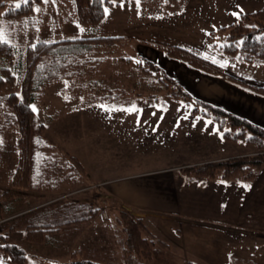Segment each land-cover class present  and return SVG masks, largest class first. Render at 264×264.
<instances>
[{
    "label": "rangeland",
    "instance_id": "1",
    "mask_svg": "<svg viewBox=\"0 0 264 264\" xmlns=\"http://www.w3.org/2000/svg\"><path fill=\"white\" fill-rule=\"evenodd\" d=\"M25 1L7 0L8 4L12 5ZM115 2L105 6L104 17L96 27L77 23L72 0H41L34 7L30 20L2 19L1 14L6 8L0 9V28L4 29L6 39L20 46L19 48L41 39L57 40L94 35L121 37L112 47L96 48L92 58L98 57L99 62L91 69L88 66L83 75L79 69L73 73L70 70L65 72L60 80L43 86L40 98L31 104L36 121L44 124L41 134L47 140L44 146L36 145L33 148L34 151L40 149L43 158L40 159L41 156L37 155L30 158L32 174L43 173L47 176L56 172L63 176L69 170L64 167V159L71 155L82 166L80 175L72 167L73 171L69 177L62 178V182H58L56 187L39 189L31 186H13L11 174L18 164L15 142L17 132L15 128H8L0 134L3 144L0 153V194L10 191L1 198V202L3 206L12 204L14 207L13 211L3 214V219H13L16 215L19 219L38 207L52 205L61 200L73 210L85 211L88 205L98 209L92 219L61 227L54 238L43 239L37 244L26 239V228L23 224H18L9 231L6 229L5 241L22 248L26 257L24 264H67L71 253L75 251L79 258H92L108 264H124L131 256L126 233L118 221V213L126 210L143 218L149 210H162V204L173 203L171 197L160 195L161 190H158L155 184L158 174L150 171L155 172L161 166L181 165L182 172L179 174L208 177L196 174L193 168L231 158L206 161L204 157L212 152L209 146L215 147V140L212 138L204 141L202 137L206 138V135L201 137L194 131L186 132L185 135L195 143L185 145L180 143L177 137L174 138L177 131H172L169 135L174 139L168 140H152L153 133L140 131V127L153 126L157 119L145 117L143 112L146 108H160V103H156L153 97L158 96L159 102L165 100V106L171 110H188L194 103L192 101L187 105L179 99L167 97V91L172 90L173 86L169 84L165 89L163 84L156 82L160 72L162 73L161 68L148 72L141 70L140 64L144 58L134 50L135 41L150 45V41H164L185 47L229 71V65L235 67L234 62L237 60L229 58L212 46V43L222 45L226 41L227 31H217V28L236 21L229 20L227 6L220 2L214 4L211 0ZM213 30L215 32L210 39ZM132 34L140 38L129 36ZM125 58H129V61ZM148 58L153 60L151 57L145 60H149ZM88 80H96L99 83L86 89L88 85L85 83ZM82 81L85 86L79 87ZM18 87L19 83L15 88L0 90V93H18ZM191 87L193 85L190 84ZM106 88H114L113 93H117L113 104L115 107L104 106L103 100L100 99L107 92ZM181 89L184 90L183 87ZM196 93L202 95L205 91ZM87 95L96 100L83 106L79 105ZM207 96L229 106V98L221 92ZM133 107L135 111L130 110ZM54 110L59 111V115L47 119V115L53 114ZM185 113L174 115L186 122L188 117L184 116ZM176 118L174 119L177 120ZM172 121L171 117L169 123L172 124ZM218 140L221 144L218 146V153L223 154L229 150L232 143H223L220 137ZM243 144L242 148H247L248 145ZM250 148L253 150L247 154L264 153V149L259 152L252 144ZM193 161H196L193 165L185 164ZM45 164L47 169L43 167ZM12 192L20 193V197L16 196L19 199L15 198ZM155 213L156 222H160L158 225L153 224L147 216L143 218L149 235L155 241L154 248L161 251L154 254V262H157L155 260L158 257L173 264H192L190 260L195 259L196 254L185 251V248L177 244L174 233L170 232L169 226H175L176 222L167 221L165 217L172 216L161 212L153 214ZM157 226L166 230H156ZM132 257L135 258L134 255ZM150 262L154 264L152 260ZM0 264L13 263L6 254L0 252Z\"/></svg>",
    "mask_w": 264,
    "mask_h": 264
},
{
    "label": "trees",
    "instance_id": "2",
    "mask_svg": "<svg viewBox=\"0 0 264 264\" xmlns=\"http://www.w3.org/2000/svg\"><path fill=\"white\" fill-rule=\"evenodd\" d=\"M40 2L41 0H26L17 7V5L8 4L7 0H0V9L6 8L2 12L1 18L6 20L20 19V21L28 18L30 20L34 7ZM115 3V0H72V8L78 24L96 27L104 17L105 6ZM218 30L227 31L226 41L222 45L212 43L214 48L233 60L256 64L264 63V6L256 11L239 15L235 22L220 26L217 28ZM3 32L4 29L0 28V90L15 88L19 83L18 93L14 91L0 93V134L8 128H15L17 132L15 142L18 164L11 174L12 185L19 188L39 187V189L50 188V186L56 187L58 182H62V178L69 177L73 171L72 167L80 175L82 166L74 156L68 155L64 159L66 161L64 167L69 168L65 175L62 176L56 172L47 176L43 173L41 175L39 173L32 174L30 158L35 155L37 157L41 156L40 159L43 158L42 153H40L41 150L34 151L33 148L36 145L44 146L47 140L41 134L44 124L36 121L31 104L40 98L43 86L60 80L65 72L70 70L73 73L79 69L81 75H83L82 73L88 69V66L91 69L99 62L98 57L92 58L93 51L103 46L112 47L116 40L121 37L94 35L73 38L65 37L57 40L41 39L33 44L19 48L20 46L6 39ZM214 32L215 30L211 31L210 39H212ZM150 42L169 59L177 60L203 73L221 77L242 88L264 95L263 86L237 78L225 71L217 63L205 59L185 47L157 40ZM129 58H125V60L128 62ZM140 67L145 72L149 70L155 71L159 68L153 62L145 59L140 64ZM156 82L163 84L165 89H167L166 86L172 84L173 88L167 91V97L179 99L187 105L193 101L194 104L191 105L190 112L198 113L211 119L218 127L223 139L247 142L255 146L259 152L264 149V129L261 127L218 106L193 99L174 80L167 77L163 71L162 73L160 72ZM96 83L99 82L88 80L85 83V85H88L86 89L92 88V85ZM83 84L84 81L79 84V87L85 86ZM106 89L107 92L100 99L103 100L104 106L115 107L116 105L113 104H115L117 93H113L112 89L114 88ZM153 98L156 103H160V107H166L165 100L159 102L158 96ZM95 100L91 95H87L86 98L81 100L79 105L82 104L83 106ZM56 111L54 110L53 114L47 115V119H53L59 115V111ZM2 146L3 144L0 141V153L3 150ZM262 166H264L263 152L209 162L193 168V171L196 174H203L208 177L220 174L225 180H229L236 175L243 180H247L249 176ZM43 167L47 169V164L43 165ZM8 193L10 191L0 194V252L6 254L9 257V261L13 264H24L26 257L21 247L5 241L6 229L9 231L18 224H23L26 228V239L30 243L37 244L41 243L43 239L54 238L57 232L61 230V227L92 219L98 211L97 207L92 205H88L85 211L73 210L61 200L52 205L38 207L27 215L21 216L20 214L21 218L19 219L18 215H16L13 219L5 220L3 219V214L14 209L12 204L2 205L1 198L8 195ZM13 194L15 198L21 196L20 193ZM118 215V221L126 233V241L131 256L126 259L124 264H151L150 260L154 262V254H158L161 251L154 248L155 241L149 235L143 218L135 216L126 210H121ZM133 255L135 258L132 257ZM155 261L157 262H154V264H173L158 257ZM46 264L55 263L49 262ZM67 264L108 263L99 262L92 258H79L75 251L71 253L70 261Z\"/></svg>",
    "mask_w": 264,
    "mask_h": 264
},
{
    "label": "crops",
    "instance_id": "3",
    "mask_svg": "<svg viewBox=\"0 0 264 264\" xmlns=\"http://www.w3.org/2000/svg\"><path fill=\"white\" fill-rule=\"evenodd\" d=\"M211 1H214V4L220 2L223 6H227L229 20L237 19L241 14L256 11L264 6V0ZM129 36L135 39L140 38L133 34ZM134 47L136 54L141 58H153L154 61L148 59L161 68L167 77L174 80L181 88L183 87L193 99L218 106L264 129V95L242 88L221 77L203 73L177 60L169 59L153 45L135 41ZM234 63L235 67L229 65V71L227 70L230 74L264 87V63L238 61ZM190 84L193 85L192 89ZM200 91L205 93L198 95L196 92ZM217 92L229 98V106L207 96ZM143 112L145 117L157 118L153 126L140 127L141 132L154 134L151 137L152 140H168L172 137L169 135L172 131H177L174 138L177 137L184 145L195 143L191 140L192 138L189 139L185 135L186 132L194 131L199 134L198 136L206 135V138L201 136L204 141L213 138L215 147L211 148L210 145L212 152L204 157L208 162L218 158L247 154L253 150L250 148L251 144L247 142L223 139L221 132L211 119L192 113L190 109L171 110L166 106L146 108ZM182 112H186L184 115L188 117L186 122H182L174 115ZM171 117L172 124H170ZM219 137L223 143L227 141L232 143L229 150L223 154L218 153V146L221 145ZM243 143L248 145L247 148H242ZM223 146L225 147V144ZM194 162L196 161L185 164L193 165ZM171 166H161L155 170L156 173L154 171L150 173L158 174L155 181L157 189L161 190L160 195L173 199L172 205L162 204V210L151 209L144 217L147 216L153 224L158 225L160 222H156L154 217L157 214H153L154 212L170 214L172 217L165 218L172 223L176 222V227L169 226V229L174 233L177 244L185 248V251L196 254V258L190 260L191 263L264 264V166L247 180L237 175L225 180L220 174L214 177L189 174L187 177L186 174H179L182 172L181 165ZM155 229L166 230L158 226Z\"/></svg>",
    "mask_w": 264,
    "mask_h": 264
},
{
    "label": "snow or ice",
    "instance_id": "4",
    "mask_svg": "<svg viewBox=\"0 0 264 264\" xmlns=\"http://www.w3.org/2000/svg\"><path fill=\"white\" fill-rule=\"evenodd\" d=\"M19 5H17V7H18ZM107 11V10H106ZM131 111H135L136 109L133 107L132 109H130Z\"/></svg>",
    "mask_w": 264,
    "mask_h": 264
}]
</instances>
